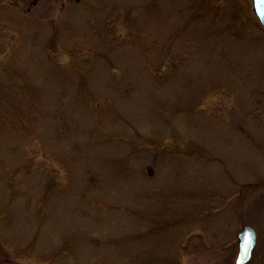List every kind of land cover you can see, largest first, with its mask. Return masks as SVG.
Returning a JSON list of instances; mask_svg holds the SVG:
<instances>
[{"label": "rangeland", "instance_id": "obj_1", "mask_svg": "<svg viewBox=\"0 0 264 264\" xmlns=\"http://www.w3.org/2000/svg\"><path fill=\"white\" fill-rule=\"evenodd\" d=\"M264 264L253 0H0V264Z\"/></svg>", "mask_w": 264, "mask_h": 264}, {"label": "water", "instance_id": "obj_2", "mask_svg": "<svg viewBox=\"0 0 264 264\" xmlns=\"http://www.w3.org/2000/svg\"><path fill=\"white\" fill-rule=\"evenodd\" d=\"M254 8L264 23V0H254ZM239 249L235 264H245L252 256L257 243V232L251 224H245L238 232Z\"/></svg>", "mask_w": 264, "mask_h": 264}]
</instances>
